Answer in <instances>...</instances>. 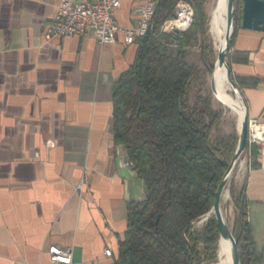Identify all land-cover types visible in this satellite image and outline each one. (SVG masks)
I'll return each instance as SVG.
<instances>
[{"label": "crops", "instance_id": "1", "mask_svg": "<svg viewBox=\"0 0 264 264\" xmlns=\"http://www.w3.org/2000/svg\"><path fill=\"white\" fill-rule=\"evenodd\" d=\"M62 1L0 0V264H50L49 244L70 247L82 264H115L128 204L146 194L112 125V84L137 43L121 30L112 43L48 33ZM119 1L116 21L136 26L143 0ZM229 54L235 80L248 82L236 84L253 131L264 125V30L237 25ZM262 132L238 183L264 254Z\"/></svg>", "mask_w": 264, "mask_h": 264}, {"label": "trees", "instance_id": "2", "mask_svg": "<svg viewBox=\"0 0 264 264\" xmlns=\"http://www.w3.org/2000/svg\"><path fill=\"white\" fill-rule=\"evenodd\" d=\"M177 1L156 0L151 26L136 39L133 62L112 84L114 142L126 148L146 191L144 199L128 204L127 228L115 264L218 261L216 218L200 220L214 204L238 134L223 131V110L214 108L210 94H191L201 76L200 68L187 59L194 39L199 40L205 67L213 69L206 0H186L192 5L193 20L185 31L161 30L175 14ZM231 59L229 54V67ZM230 73L235 80L231 67ZM235 81L240 86L248 83ZM246 151L255 164L257 145H247ZM229 192L240 264H264L247 219L245 181L239 184L233 177Z\"/></svg>", "mask_w": 264, "mask_h": 264}, {"label": "built area", "instance_id": "3", "mask_svg": "<svg viewBox=\"0 0 264 264\" xmlns=\"http://www.w3.org/2000/svg\"><path fill=\"white\" fill-rule=\"evenodd\" d=\"M156 0H143L138 6L139 21L136 26L122 27L114 18V10L119 0H63L56 7L47 32L58 36H84L91 32L100 43H112L117 31L124 33L126 43H133L151 26ZM193 20L192 5L186 0H178L175 14L166 19L161 30L166 32L185 31ZM259 141V137L249 130L248 143ZM51 144V140H47ZM132 165V163L130 162ZM133 166V165H132ZM50 264H82L73 258L70 247L49 244L46 248ZM110 256V248L104 250Z\"/></svg>", "mask_w": 264, "mask_h": 264}, {"label": "water", "instance_id": "4", "mask_svg": "<svg viewBox=\"0 0 264 264\" xmlns=\"http://www.w3.org/2000/svg\"><path fill=\"white\" fill-rule=\"evenodd\" d=\"M234 0H227L226 5V32H225V42L218 49L216 62L220 65L226 66L227 80L230 83L232 90L235 95L239 94L242 103L240 90L235 80L231 76L230 67L226 61L227 52L229 49V44L231 42V37L234 31ZM241 26L244 28H254L258 30H264V0H243L242 2V15H241ZM215 66V64H214ZM213 71V69H212ZM213 95L216 93V89L212 82H210ZM238 142L236 145L235 153L229 164L226 172L224 173L221 181L219 182L217 189L215 191V201L210 210L201 218L200 222L205 221L208 217L214 216L216 218L218 228H219V241H218V258L222 256L221 242L222 240H230V251H229V264H240L239 251L237 246V238L233 234L232 228H230L228 222L225 221L223 211H222V201L229 196V188H227L231 179L233 178V171L236 163L240 157L245 153L248 145V135H249V118L244 105V113L237 128ZM227 191V197L224 198V192Z\"/></svg>", "mask_w": 264, "mask_h": 264}, {"label": "rangeland", "instance_id": "5", "mask_svg": "<svg viewBox=\"0 0 264 264\" xmlns=\"http://www.w3.org/2000/svg\"><path fill=\"white\" fill-rule=\"evenodd\" d=\"M242 1L243 0H234V28L237 25H240L241 22V15H242ZM215 4V0H206V7H207V12H208V16H209V35L212 41V47H213V57H212V63H213V67L216 61V56H217V45H216V40L214 38L213 33L211 32L210 29V13L211 10L213 8ZM200 43L199 40L194 39L193 40V44L191 47V51L188 55V61L192 62L194 64H196L200 70H201V76L199 79H197L191 88V94H193L196 91H201V93L204 94H210L212 97V103L214 108L217 109H222L223 113H222V129L224 132H232L233 130L237 131L238 128V122H237V115L235 113H233L231 110H229V108H226L225 106H223L221 103H219L212 92L211 89V85H210V76H211V72L212 70L207 69V67H205V64L203 63L201 56H200ZM228 56H229V49L227 52V58L226 61L228 63ZM230 92L234 93V91L232 90V88L230 89ZM241 158L243 160L244 163V157L241 156L240 159L238 160V162L236 163L235 167H234V171H233V177H235V179L239 182V179L241 178V167L243 165V163L241 164ZM230 184V183H229ZM229 184L227 186V188H229ZM222 209L224 211V214L227 218L228 224L230 226V228H232L233 225V218H234V206L231 202V197H230V192H229V196L226 199H223L222 201Z\"/></svg>", "mask_w": 264, "mask_h": 264}, {"label": "bare ground", "instance_id": "6", "mask_svg": "<svg viewBox=\"0 0 264 264\" xmlns=\"http://www.w3.org/2000/svg\"><path fill=\"white\" fill-rule=\"evenodd\" d=\"M226 5L227 0H215V4L210 13V29L214 35L216 40L217 50L224 44L225 42V32H226ZM210 82L213 83L216 93L214 94L215 99L221 103L226 108H229L233 113H235L238 117L237 122L238 126L240 125L243 113H244V105L239 94L234 95L230 92L231 86L227 80V72L226 66L220 65L215 61V66L213 67V71L211 72ZM262 131H264V125L257 126L253 125V133L257 136H262ZM241 164L243 160L241 158ZM224 198L227 197V191L224 192ZM223 211V209H222ZM224 219L226 222L227 218L224 214ZM221 251L224 253L222 256L218 258V261L212 264H229L230 256V240L227 238L222 240L221 242Z\"/></svg>", "mask_w": 264, "mask_h": 264}]
</instances>
